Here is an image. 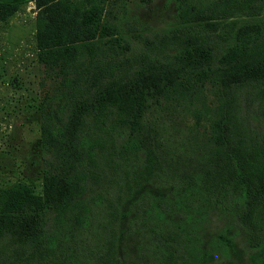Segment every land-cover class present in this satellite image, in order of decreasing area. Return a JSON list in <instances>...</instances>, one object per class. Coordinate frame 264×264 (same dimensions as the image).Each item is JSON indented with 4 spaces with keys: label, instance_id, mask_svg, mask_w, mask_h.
<instances>
[{
    "label": "trees",
    "instance_id": "obj_1",
    "mask_svg": "<svg viewBox=\"0 0 264 264\" xmlns=\"http://www.w3.org/2000/svg\"><path fill=\"white\" fill-rule=\"evenodd\" d=\"M118 1L34 0L41 192L0 185V264H201L213 216L264 264V0H173L167 27L132 37ZM170 96L200 119L182 148L155 109ZM152 183L212 199L193 232L159 195L151 210Z\"/></svg>",
    "mask_w": 264,
    "mask_h": 264
},
{
    "label": "rangeland",
    "instance_id": "obj_2",
    "mask_svg": "<svg viewBox=\"0 0 264 264\" xmlns=\"http://www.w3.org/2000/svg\"><path fill=\"white\" fill-rule=\"evenodd\" d=\"M118 3L121 6L114 9L121 27L130 37L132 33L151 35L155 30L164 29L175 15L173 0H119ZM36 12L34 0H27L14 5L9 14L0 18V185L20 180L41 192L43 153L39 144L37 107L41 74L37 59ZM131 43L137 50L140 43L134 40ZM155 109L167 136L180 143L181 148L189 143L190 137L199 135L200 119L188 102L170 96ZM150 185L157 191L154 200H150L154 202L151 210L158 206L157 195L159 205L172 202L176 215L172 220L188 232L195 230L194 221L206 214L205 208L212 200H205L203 193L189 186L175 184L172 187L175 201H171L158 193L157 184ZM144 196L148 197V192ZM225 203L231 205L228 201ZM213 217L216 220H207L206 227L202 229L203 224L195 230L202 237L198 251L200 263L253 264V253L246 247L245 227L234 217Z\"/></svg>",
    "mask_w": 264,
    "mask_h": 264
}]
</instances>
